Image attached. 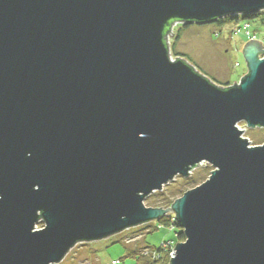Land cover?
<instances>
[{
    "label": "water",
    "instance_id": "95a60500",
    "mask_svg": "<svg viewBox=\"0 0 264 264\" xmlns=\"http://www.w3.org/2000/svg\"><path fill=\"white\" fill-rule=\"evenodd\" d=\"M264 11V0H0V264H60L174 214L169 264H264V46L223 88L184 58L176 26ZM263 56V58H261ZM171 208L145 200L201 164ZM39 223L44 228L37 230Z\"/></svg>",
    "mask_w": 264,
    "mask_h": 264
},
{
    "label": "rangeland",
    "instance_id": "374dc122",
    "mask_svg": "<svg viewBox=\"0 0 264 264\" xmlns=\"http://www.w3.org/2000/svg\"><path fill=\"white\" fill-rule=\"evenodd\" d=\"M264 18V11L261 12ZM242 18V17H240ZM245 23L250 24L249 31L257 36L260 43L264 44V26L260 20L239 21L224 25L211 24L205 26H176L175 36L170 39L171 59L184 58L214 83L223 88L239 84L242 78L248 75V64L243 49L247 42ZM180 33V39L176 36ZM264 46V45H263ZM263 58V56H261ZM239 129L243 138L248 139L251 146L264 144V128H249L246 123H240ZM215 169L208 163L201 164L192 172L189 178L178 176L163 191L152 194L145 200V206L159 207L170 198L180 194L181 191L193 190L204 184ZM172 205L168 208H171ZM174 217V214L170 215ZM174 222V219L172 220ZM157 222L136 227L109 239L79 244L72 249L60 264H139V261L129 254L145 256L151 255L149 247L159 248L164 243H178L180 228L160 227L153 233ZM44 228L43 223L37 225V230ZM151 233V234H150ZM186 241V239H185ZM185 241L180 243H184ZM176 246V245H175Z\"/></svg>",
    "mask_w": 264,
    "mask_h": 264
},
{
    "label": "trees",
    "instance_id": "16d2710c",
    "mask_svg": "<svg viewBox=\"0 0 264 264\" xmlns=\"http://www.w3.org/2000/svg\"><path fill=\"white\" fill-rule=\"evenodd\" d=\"M262 13H258V14H254V15H250L248 17H246L245 19L243 18H227L224 20L219 21L217 24L218 25H224L226 23H236L239 21H251V20H260L262 22V25L264 26V18H261ZM175 34V33H174ZM177 40L180 39V33L178 32L177 36H176ZM187 192V191H186ZM185 191H181L180 194L175 195L173 198H170V200L168 202H164L163 204H161L159 207L156 208H168L171 205L174 204V202L176 200H178L179 198H181L185 193ZM152 208V207H150ZM175 219V217L172 216H168L166 218H163L159 221H157V225L154 226L153 231L151 233H153L155 230H158L160 227H174V228H178V225L173 222L172 220ZM150 233V234H151ZM178 235V243L179 244L183 241H185V236L183 235L182 231L180 233L177 234ZM175 244V245H177ZM151 249V255H145V256H139V255H133V254H129L128 256L130 257H135L138 261L139 264H169V255L167 252V249L165 250L162 246L159 248H155V247H149ZM154 255L158 256V259H153Z\"/></svg>",
    "mask_w": 264,
    "mask_h": 264
},
{
    "label": "built area",
    "instance_id": "2783aa9c",
    "mask_svg": "<svg viewBox=\"0 0 264 264\" xmlns=\"http://www.w3.org/2000/svg\"><path fill=\"white\" fill-rule=\"evenodd\" d=\"M245 28H246V36H247V38H248L249 41H251V40H258L257 36L255 34L253 35L249 31V29H250V24L249 23H245ZM162 247L165 250L167 249V252H168V255H169V261H171V258H175L176 252L174 251V249H175L174 243L167 242V243H164L162 245ZM153 259H158V256L154 255ZM112 264H120V262L119 261H113Z\"/></svg>",
    "mask_w": 264,
    "mask_h": 264
}]
</instances>
